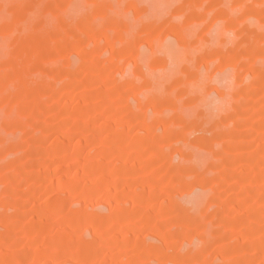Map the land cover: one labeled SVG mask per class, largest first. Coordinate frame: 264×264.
<instances>
[{
  "label": "rangeland",
  "instance_id": "1",
  "mask_svg": "<svg viewBox=\"0 0 264 264\" xmlns=\"http://www.w3.org/2000/svg\"><path fill=\"white\" fill-rule=\"evenodd\" d=\"M0 264H264V0H0Z\"/></svg>",
  "mask_w": 264,
  "mask_h": 264
}]
</instances>
